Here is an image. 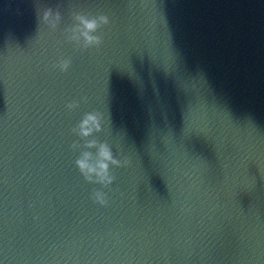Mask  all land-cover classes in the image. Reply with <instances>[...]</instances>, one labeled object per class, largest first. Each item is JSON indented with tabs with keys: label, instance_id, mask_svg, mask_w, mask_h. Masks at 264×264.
Wrapping results in <instances>:
<instances>
[{
	"label": "water",
	"instance_id": "water-1",
	"mask_svg": "<svg viewBox=\"0 0 264 264\" xmlns=\"http://www.w3.org/2000/svg\"><path fill=\"white\" fill-rule=\"evenodd\" d=\"M2 264H264V0H13Z\"/></svg>",
	"mask_w": 264,
	"mask_h": 264
},
{
	"label": "clouds",
	"instance_id": "clouds-1",
	"mask_svg": "<svg viewBox=\"0 0 264 264\" xmlns=\"http://www.w3.org/2000/svg\"><path fill=\"white\" fill-rule=\"evenodd\" d=\"M104 22L106 23L107 21L105 20ZM83 24H84V27L88 31H94L98 27V25H97V23L95 21L89 22V21L85 20V21H83ZM85 35L87 36V33H85ZM88 39H89L90 42H93V38L92 37H88ZM95 42L98 43L99 41L96 40ZM63 70H67V64H65L63 66ZM69 107H72V106L69 105ZM95 119H96L95 116L88 115L86 117V119L82 122L81 129H82V134L84 136H88L90 134L89 133V124L91 122H94ZM101 155L104 157V159L112 161L113 164H116V165L120 164L119 161L113 159V156H112L111 152L107 148H104L101 151ZM78 164H79V167H80L82 172H86L87 170H89V165H88L87 159L78 161ZM130 164H131V161L126 158L125 159V165L126 166H130ZM100 167L102 169H104L105 173H106L108 165L107 164H101ZM103 178L107 181V183H111L112 179H114V177H108L107 175H105ZM95 195H96V198L99 200L100 203H105V201H104V199L102 197V194L97 193Z\"/></svg>",
	"mask_w": 264,
	"mask_h": 264
}]
</instances>
